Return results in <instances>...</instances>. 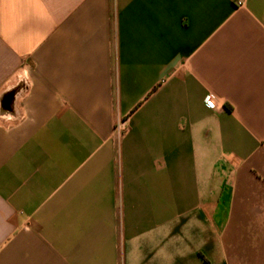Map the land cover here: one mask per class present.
Listing matches in <instances>:
<instances>
[{
    "label": "crops",
    "instance_id": "crops-1",
    "mask_svg": "<svg viewBox=\"0 0 264 264\" xmlns=\"http://www.w3.org/2000/svg\"><path fill=\"white\" fill-rule=\"evenodd\" d=\"M0 264H264V0H0Z\"/></svg>",
    "mask_w": 264,
    "mask_h": 264
},
{
    "label": "built area",
    "instance_id": "built-area-1",
    "mask_svg": "<svg viewBox=\"0 0 264 264\" xmlns=\"http://www.w3.org/2000/svg\"><path fill=\"white\" fill-rule=\"evenodd\" d=\"M206 105L208 106V107H212L213 106V101L210 99V98H208L207 100H206ZM121 129V127H120V125H118L117 126V130H120Z\"/></svg>",
    "mask_w": 264,
    "mask_h": 264
}]
</instances>
